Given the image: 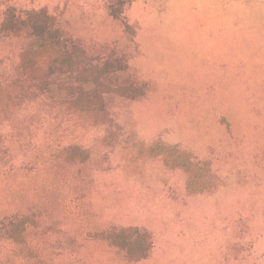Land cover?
Listing matches in <instances>:
<instances>
[{
  "label": "rangeland",
  "instance_id": "rangeland-1",
  "mask_svg": "<svg viewBox=\"0 0 264 264\" xmlns=\"http://www.w3.org/2000/svg\"><path fill=\"white\" fill-rule=\"evenodd\" d=\"M109 1L0 0V264H24L5 230L26 212L45 264H264V0H124L127 25ZM42 9L70 54L3 26ZM177 149L221 184L190 192ZM113 225L148 255L100 239Z\"/></svg>",
  "mask_w": 264,
  "mask_h": 264
},
{
  "label": "trees",
  "instance_id": "trees-1",
  "mask_svg": "<svg viewBox=\"0 0 264 264\" xmlns=\"http://www.w3.org/2000/svg\"><path fill=\"white\" fill-rule=\"evenodd\" d=\"M116 1V2H115ZM124 0H110L109 12L112 17L126 23L123 9ZM21 25L34 33L39 46L50 47L56 50L57 55H68L73 47V38L64 28L56 24L54 16L45 9L27 11L16 15L14 11L8 12L3 22L5 28ZM127 25V23L125 24ZM29 51H26L28 53ZM93 100L80 97L73 102L75 108H93ZM83 154L75 155L80 159ZM172 163L181 167L186 175V188L190 192L214 188L221 184L220 178L211 170L206 161H195L194 157L186 151H168ZM171 164V163H170ZM47 215L42 212H26L17 217L5 230L6 238L11 251L17 259L24 264H45L53 262L49 257L47 248L46 226ZM100 239L110 242L112 247L126 253L131 260H140L148 255L153 247L152 234L137 226L113 225L104 230Z\"/></svg>",
  "mask_w": 264,
  "mask_h": 264
}]
</instances>
